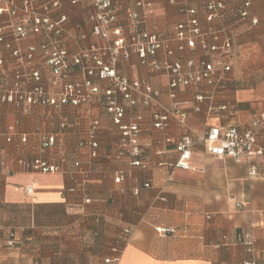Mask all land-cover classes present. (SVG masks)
Masks as SVG:
<instances>
[{
	"label": "crops",
	"instance_id": "crops-1",
	"mask_svg": "<svg viewBox=\"0 0 264 264\" xmlns=\"http://www.w3.org/2000/svg\"><path fill=\"white\" fill-rule=\"evenodd\" d=\"M59 1L60 8L51 16L55 21L67 16L61 34L52 33L49 38L31 34L20 44L23 49L38 47L46 41L71 49L72 44L82 46L98 38L93 35L90 21L95 11L92 1ZM135 1L115 0L119 20L116 26L129 34L133 20L128 13L138 12L139 28L162 32L175 48L173 26L186 19L179 12L180 6L199 7L204 14L203 7L210 0H177L178 4L145 0L153 5L148 11ZM222 1L228 3L226 18L214 25L233 35L234 48L228 58L233 65L232 81L226 90L214 91L209 86L180 90L178 100L189 112V129L195 135L216 126L245 129L253 117L264 112V0H253L248 17L242 19L240 0ZM42 3H34L40 12ZM16 6L20 9V21L29 23L22 0H17ZM255 19L257 25L252 24ZM4 20L0 16V23ZM110 35L115 39V35ZM8 40L15 42L11 37ZM2 53L5 64L0 66V81L9 83V76L14 73L12 58ZM204 55L199 47L195 52L187 49L183 57ZM43 59L38 50L28 70H39L45 85L59 90L52 88L53 76ZM116 64L124 77L158 89L161 104L172 103L168 78L153 73L135 54L119 57ZM74 71L69 80L83 82V71L79 67ZM94 85L98 93H92L89 101L78 108L69 106L67 111L28 104L21 108L13 104L0 107V130H7L19 120L18 131L28 137L26 144L16 137L13 143L0 145V160L4 162L0 167V264H106L105 259L113 257L112 249L117 247L123 249L118 264H244L252 256L246 242L239 239L248 231L255 241L256 264H264V159L257 160L259 175L251 178L247 164L233 158L216 159L203 144H196L189 160L192 167H174L179 156L175 141L187 130L175 119L168 128H156L152 114L157 107L140 105L127 106L121 123L127 127L139 124L141 155H120L123 131L114 122L108 106L112 98L124 107L126 102L120 93L107 94L110 81L94 79ZM200 94L213 97L214 113H208L210 101L201 105L200 113L194 111L196 96ZM219 106L227 108L218 109ZM138 117H142L140 122ZM94 120L100 124L96 159L91 157L89 145L78 147L79 143L89 141L87 131ZM62 123L68 125L64 130V153L78 159L85 172L71 168V160L64 164L65 172L56 174L37 173L22 166V160L40 156V132L61 131ZM260 143L264 146V137ZM59 153L55 147L46 158L54 162ZM135 159L142 165H133ZM119 172L124 173L120 183L115 181ZM147 183L149 187L145 186ZM27 186L32 187L31 193L26 192ZM71 187L75 191H70ZM86 194L92 199L90 203H85ZM163 229L175 231H160ZM13 230L19 244L10 248L5 242Z\"/></svg>",
	"mask_w": 264,
	"mask_h": 264
},
{
	"label": "built area",
	"instance_id": "built-area-1",
	"mask_svg": "<svg viewBox=\"0 0 264 264\" xmlns=\"http://www.w3.org/2000/svg\"><path fill=\"white\" fill-rule=\"evenodd\" d=\"M36 0H22L24 5V14L29 16V23L24 19L20 21V9L17 8V0H0V16L5 17L3 23H0V66L5 64L3 57L4 51H11L12 55L18 62L30 63L36 57L38 48L44 52L45 64L48 66L54 76L55 83L59 79L67 78V70L69 63L74 62L75 66L81 67L85 75L83 82L65 83L58 94L49 93L44 85L42 73L38 71L29 72L18 69L14 73V77L10 79L5 86L0 85V107L13 104L17 108L28 104L30 106H46L50 108L69 107L78 108L91 98L92 93H98V87L94 85V79L108 80L111 82V88L107 91L109 96L120 93L126 102V106L119 105L116 98L109 100V113L113 116V120L121 125L123 131V142L121 144L120 155L130 152L134 157L141 155L139 146L140 126L134 123L131 126L122 125V119L126 114L127 106H144L157 107L152 114V119L156 128L165 129L170 125V121L175 119L179 126L186 129L187 133L175 141V151L179 156L174 167H180L188 170L190 158L193 153V147L196 144H203L206 150L218 159L233 158L237 163L247 164L248 176L256 178L259 175V158L264 159V146L260 143V139L264 137V112L259 113L252 118L248 127L241 129L236 126L231 127H209L201 135H195L189 129V112L178 100L180 90L185 88H193L200 86H209L215 90H226L232 81L230 73L233 65L228 61L233 51V35L225 28L215 27L217 21L225 20L228 11V3L222 0H210L204 5V14L198 7H191L186 4L180 6L179 12L186 16L183 22L173 26L172 40L176 42V47L170 45L171 40L167 39L162 32L154 30H146L139 28L140 13L131 11L128 13L131 23V31L124 34L123 30L116 26L118 23V13L115 6V0H89L92 1L95 8L94 13L90 17L94 36L108 40L111 33L115 35L114 46L112 48L114 57L109 63L104 62L103 58L97 52L82 51L71 57L69 52L64 49H58L57 43H41L38 47L31 45L26 51H21L15 47L14 43H20L33 34L49 32V34H60L63 31V25L67 20V16H62L58 21L52 19L51 14L55 9L60 8L59 0H39L42 3V12L35 8ZM82 1V0H81ZM172 4H178L177 0H169ZM243 8L239 13V17L247 18L249 9L252 7L253 0H240ZM75 0L72 3H78ZM46 4H50V7ZM135 4L145 11L151 10L153 7L150 1L136 0ZM18 20V21H17ZM258 19L252 21L253 25H257ZM8 37L14 39V43L8 40ZM52 46V47H48ZM201 48L206 55L183 57L184 52L190 49L195 52ZM135 54L140 63L147 65L153 73L162 74L168 78V95L172 103L164 106L160 103L161 93L158 89L154 90L151 86L143 83V81L131 80L124 77L117 71L116 60L119 55L129 58ZM161 55V56H160ZM92 61V66L84 65L85 61ZM22 69V68H21ZM27 79L32 80L33 86L29 89L24 88ZM213 97H207L203 94L196 96V104L194 111L200 113L202 104L210 101L208 113L212 114L216 108L212 105ZM225 106H219L218 109H226ZM142 117H138L140 122ZM17 121L10 124L5 131L0 130V145L11 144L17 137L19 141L26 144L28 141L27 134L18 131ZM87 131L89 141L79 143L78 147L89 145L91 148V157L98 158L99 142L97 133L99 130V120L90 123ZM40 149L39 157L31 161L22 160V166L37 173H63L65 172L64 164L71 160V168L78 172H85L82 164L78 159L69 158L64 153L66 147V133L64 130L55 133L40 132ZM57 147L60 151L58 158L51 162L46 158L47 153ZM133 165H142L141 161L135 159ZM4 162L0 160V167ZM124 179V173L119 172L115 178L116 182ZM149 187L150 184L145 185ZM70 191H75L71 187ZM26 192L31 193L32 187L27 186ZM85 203L92 201L87 194L84 196ZM1 229V224H0ZM160 231H169L173 233V229H163ZM127 234L129 231H125ZM240 241H245L247 251L252 256L251 259L245 261L244 264H256L255 241L252 233H244L240 236ZM15 230L9 233L5 242L8 247L14 248L19 243ZM120 247L113 248V257L105 259L106 264H118L122 258ZM85 264V263H81Z\"/></svg>",
	"mask_w": 264,
	"mask_h": 264
},
{
	"label": "rangeland",
	"instance_id": "rangeland-1",
	"mask_svg": "<svg viewBox=\"0 0 264 264\" xmlns=\"http://www.w3.org/2000/svg\"><path fill=\"white\" fill-rule=\"evenodd\" d=\"M29 24H31L30 22H29ZM41 35H43L44 37H46V38H49V36L51 35V34H49V32H45L44 31V33H40ZM61 34V33H60ZM59 35V34H58ZM27 40V39H26ZM24 41V40H23ZM22 41V42H23ZM22 42H20V43H15V47H17V48H19L22 52L23 51H26L27 49H28V47L26 48V49H23L22 47H21V43ZM44 43H50V44H52V43H57L56 45L54 44H52V46H57L58 47V49H64V50H66V51H68L69 52V55L71 56V57H73V56H75V55H77V54H72L71 52H82V51H88V52H97L102 58H103V60H104V62H106V63H109L111 60H112V58L114 57V52H113V50H112V48H113V46H114V39L113 38H110V39H108V40H105V39H102V38H100V37H98V38H96V39H94V40H90V41H88V42H86V43H84L82 46H81V44H72V47H71V49L68 47V46H66V45H64V44H62V43H59V42H55V41H46V42H44ZM40 45V44H39ZM38 45V46H39ZM52 46H49L48 45V47H52ZM79 46H81L80 48H82L81 50H80V48H79ZM38 50L41 52V50L38 48ZM37 50V51H38ZM80 50V51H79ZM36 51V52H37ZM4 53L6 54L7 53V55H9V56H11V58H12V67L14 68L13 69V72L15 73V71L16 70H18V69H15V68H20V70H22L23 72L25 71L27 74H29V66L32 64V62L33 61H31L30 63H23V64H21L20 62H18V60H16V58H14V56L12 55V53H11V51H4ZM43 53L44 52H41V55H43ZM78 53V54H79ZM37 54V53H36ZM120 57H122L121 55H119ZM43 57H44V55H43ZM117 58H119V57H117ZM118 60V59H117ZM117 60H116V63H117ZM43 63H44V66H46V64H45V59H43ZM84 65H88V66H92V61H85V63H84ZM48 67V66H47ZM22 68V69H21ZM49 68V67H48ZM75 68H77V66H75V64H74V62L73 61H71L70 63H69V68H68V70H67V78L66 79H59L58 80V83H55V79H54V76H53V78H52V88H53V86L54 87H57L59 90H52L51 88H48L46 85H45V83H44V81H43V85H44V87H45V89L49 92V93H51V94H58L60 91H61V88L63 87V85L65 84V83H68V81H70L69 80V78L72 76V74L75 72L74 71V69ZM50 69V68H49ZM81 71H82V68L80 67L79 68ZM150 69V68H149ZM151 70V69H150ZM50 72H51V70H50ZM14 73H13V75L10 77L9 76V78H13L14 77ZM51 74H52V72H51ZM71 82H81V81H71ZM0 83L2 84V85H5V84H7V82H6V80H1L0 81ZM33 83L34 82H32V80H30V79H27L26 81H25V83H24V88H26V89H29V88H31L32 86H33ZM51 89V90H50ZM40 106V105H39ZM39 106H36V107H39ZM23 107V106H22ZM33 107H35V106H33ZM17 108V107H16ZM54 109H57V110H61V111H67L68 110V107H60V108H54ZM17 121H19V120H16L14 123H16ZM14 123H12V124H14ZM19 125V123L17 124V126ZM61 126H60V129H62V130H67L68 129V125L66 124V123H62V124H60ZM9 127H10V125H9ZM19 127V126H18ZM37 133H39V131H37Z\"/></svg>",
	"mask_w": 264,
	"mask_h": 264
}]
</instances>
